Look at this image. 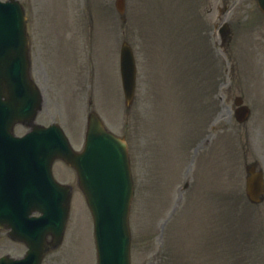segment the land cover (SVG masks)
Instances as JSON below:
<instances>
[{
    "label": "rangeland",
    "instance_id": "374dc122",
    "mask_svg": "<svg viewBox=\"0 0 264 264\" xmlns=\"http://www.w3.org/2000/svg\"><path fill=\"white\" fill-rule=\"evenodd\" d=\"M35 2L37 6H40L41 10L45 9L43 0H35ZM132 2L133 0H127V22L123 23L118 14H116L114 0H81L83 26H90V30H92L93 25L96 28L95 36L92 37L90 45L96 69L93 86L98 99V107L102 116H104L103 112H108L110 128L126 136L130 144L136 183V197L132 211L133 264H174L173 255L175 264H209V260L207 262L205 255L207 253L210 264H239L245 257L248 258L249 264H264V254L258 255L251 251L247 255H243V251L239 250L237 246L232 247L231 254L227 258H221L229 253L228 249L237 241L238 237H250L257 234L254 227L256 217L253 207H243L242 205L240 207L242 215H236L234 207L225 202L224 194L218 189L225 185L226 190L229 192L238 188L236 191H241L242 196H244L245 162L258 159L255 148L249 149L250 157H245L243 161L241 159L238 160L241 164L234 163L236 155L228 149L229 145H227V150H223L221 153L212 151L206 158L204 157L197 171V183L190 201L184 209L176 214L170 226L169 239L171 245L166 235H161L160 225L162 220L159 224H155L165 214L169 190L179 177L187 139L192 136L193 131L199 132L198 134L203 132L207 122L209 124L210 113L206 117L205 114L202 116L201 114L198 115L199 111H197L196 120L192 118V113L190 112H185L182 116L178 114L177 122L179 125L176 122L175 125L173 124V120L176 118L175 106L177 102L180 98L186 97L190 99L189 93L192 92V89L186 83L189 74L188 66L184 64L181 68L183 77L175 78L171 73V54L166 51L172 49L169 47L183 44L182 37L184 33L182 29L184 21L194 12L191 0H140V3L136 1L135 10L144 14V24L141 26L138 22V14L133 10L134 5ZM216 4L221 5V2L218 1ZM51 6L55 20L61 24L65 8L64 0H57L54 5H52L51 1ZM256 19H259L258 15H256ZM213 20L214 18H212ZM35 24L37 27V21ZM248 28L249 24L245 23L239 29V42L241 44L247 42L245 33ZM184 30L187 32L186 29ZM116 33L118 34V39ZM143 34L147 37L146 47L148 50H146L144 45L145 36ZM124 40H128L135 49L140 75L137 105L130 114H127L124 106L118 64L116 70V62L119 60L117 54L120 53V46ZM152 43L164 50L161 62L159 60V52L153 48ZM222 51L223 49L214 51L213 57L209 59L204 49L199 46L186 47L182 52L181 46H179L173 49L172 55L176 57L185 54L184 58L187 63L197 67L212 65L219 60V56L224 59L225 52L233 59L237 58L238 60L237 47L229 46L223 53ZM150 58L156 65L158 72V109L152 103L157 91L155 89V70ZM204 59L208 61L207 64ZM243 59L244 65L247 67L245 75L249 83V100L256 112L259 109L261 110L259 119L264 124L263 99L255 81L257 79L259 83L261 82L258 73L260 66L258 65L256 68L253 65L249 50L244 51ZM201 60H203L204 64ZM57 71L62 96L66 103V108H64L62 114L66 116L65 122L69 121L73 128L74 141L79 143L80 133L77 128H83L84 115L80 107V99L73 86L74 73L73 71L65 72L62 60L57 62ZM160 72L161 75L159 76ZM232 74L234 75L235 83L229 95L234 97L242 90L241 74L240 71L237 74L235 70H233ZM118 79L120 94L118 92ZM180 91L186 92L184 93L186 95L180 96ZM84 92L85 90L82 91L83 94ZM120 95L123 101V113L120 112ZM93 106L96 109L97 105L95 103ZM84 109L86 112L85 106ZM156 109L158 115L156 119H153ZM170 109H172L171 115L169 114ZM188 109L191 110L190 107ZM193 110H196V108L194 107ZM110 111L113 114H109ZM49 113L51 115L44 118L46 124L60 121V117L54 111ZM140 113H142L141 117L145 119L143 121L145 129L140 123ZM189 118H192V122L188 127ZM152 119L153 121L150 123ZM40 122L43 121L40 120ZM149 127L150 130L147 132ZM226 127L239 142L234 141V144H238L240 152H242L240 140L242 143H246L247 139L252 140V129L250 127L242 129L235 122L230 125L227 124ZM18 132H25V129L22 128ZM250 140L248 141L249 143ZM221 142L230 144V136L228 138L223 137ZM186 152L188 157V151ZM57 166L58 164L56 168ZM234 169H236V173L231 176V171H234ZM225 170L227 172L225 173L224 183L222 181V173ZM61 171L62 169H59V173H62ZM62 179L69 180L74 185L76 183V176L73 173ZM75 194L79 196L80 200H78L79 204L75 201L72 205V218L69 223L66 242L61 249L49 255L44 264H72L73 252L70 249L71 245L69 244L70 242L68 243V239L71 234L72 241L77 228L83 229V222L79 225V218L82 220L86 218L87 221L84 222L85 232L83 231V234L80 233V236L75 239L73 244L78 248L77 264H96L91 237L92 228L88 219L90 214L81 191L76 189ZM236 196L239 202L241 195L231 196L229 200L236 198ZM140 201L141 203L144 201V217L148 219L153 217V215L155 216V221L151 220L150 227H147L145 221L141 219L143 211L141 207L138 208V202L140 203ZM82 203L88 217L82 209ZM137 210L140 216L138 219ZM25 251L26 249L23 245L10 241L5 233L0 232V256L10 253L15 257H21Z\"/></svg>",
    "mask_w": 264,
    "mask_h": 264
},
{
    "label": "water",
    "instance_id": "95a60500",
    "mask_svg": "<svg viewBox=\"0 0 264 264\" xmlns=\"http://www.w3.org/2000/svg\"><path fill=\"white\" fill-rule=\"evenodd\" d=\"M16 87L19 89V87L17 86V84H16ZM19 94L23 96V94L20 92V90H19Z\"/></svg>",
    "mask_w": 264,
    "mask_h": 264
}]
</instances>
